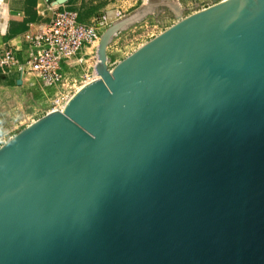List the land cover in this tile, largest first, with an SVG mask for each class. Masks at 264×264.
Masks as SVG:
<instances>
[{"label": "water", "instance_id": "1", "mask_svg": "<svg viewBox=\"0 0 264 264\" xmlns=\"http://www.w3.org/2000/svg\"><path fill=\"white\" fill-rule=\"evenodd\" d=\"M159 1L108 12L100 78L0 147V264H264V0L178 12L109 68Z\"/></svg>", "mask_w": 264, "mask_h": 264}, {"label": "rangeland", "instance_id": "2", "mask_svg": "<svg viewBox=\"0 0 264 264\" xmlns=\"http://www.w3.org/2000/svg\"><path fill=\"white\" fill-rule=\"evenodd\" d=\"M147 2L148 0H68L63 4L64 6L75 4L78 6L76 10L79 16L83 15L86 18L89 17L86 15L90 14L98 21L97 17L104 16L111 10L118 12L119 20L126 19ZM163 3H159L150 14L121 31L114 38L113 44L108 49L109 68L115 67L139 47L174 25L179 20L178 12L181 18H185L212 6L214 0H168L166 4ZM109 26L108 24L100 26V38ZM99 41L87 50L88 58L91 59L88 69L90 73L93 71V65L95 68L98 61ZM88 70L80 74L86 75ZM11 81L0 82V147L33 122L46 116L52 108L51 103L55 96V91L41 90L36 86L32 98L26 89L22 91L17 86L11 87Z\"/></svg>", "mask_w": 264, "mask_h": 264}, {"label": "built area", "instance_id": "3", "mask_svg": "<svg viewBox=\"0 0 264 264\" xmlns=\"http://www.w3.org/2000/svg\"><path fill=\"white\" fill-rule=\"evenodd\" d=\"M27 55L20 57L11 47L0 55L5 76L23 78L32 74L45 90H54L50 112H54L94 78L87 50L100 40V27L79 20L73 10L57 9L51 19L25 34ZM88 70L86 75L80 74ZM2 77H0L1 79Z\"/></svg>", "mask_w": 264, "mask_h": 264}, {"label": "crops", "instance_id": "4", "mask_svg": "<svg viewBox=\"0 0 264 264\" xmlns=\"http://www.w3.org/2000/svg\"><path fill=\"white\" fill-rule=\"evenodd\" d=\"M5 2L4 0L0 1V6L4 8L5 11L0 17V55L5 48L11 47L17 50L20 57L27 55L25 34L30 29L37 28L39 25L47 23L57 9H59V11L65 9L77 11L76 9H78V6L75 4L64 6V2L62 3L60 0H8L7 4H5ZM107 13L104 16L97 17L98 21L92 18L90 14H87L86 16L89 17L86 18L80 15L79 20L84 24L97 25L100 27L101 25L108 24ZM112 44L113 42L111 45ZM1 70L0 77L2 78L0 82L12 80L10 82L11 87L17 86L22 91L26 89L29 96L32 98H34V89L36 86L41 90H45L41 87L37 78L32 74H27L23 78H19L16 75L5 76L4 70ZM29 90H31V93H29Z\"/></svg>", "mask_w": 264, "mask_h": 264}, {"label": "bare ground", "instance_id": "5", "mask_svg": "<svg viewBox=\"0 0 264 264\" xmlns=\"http://www.w3.org/2000/svg\"><path fill=\"white\" fill-rule=\"evenodd\" d=\"M1 1V0H0ZM162 2H166V1H164V0H161V1H159V3L161 4ZM163 3V4H164ZM166 4V3H165ZM3 12H5L4 11V8H2L1 6H0V17L3 15ZM110 13H113V15L116 17V18H118L119 17V15H118V12H116L115 10H111V11H109ZM2 19V18H1ZM0 23H1V21H0ZM100 42H101V38H100V41H99V46H100ZM98 46V47H99ZM98 50H99V48H98ZM98 62H99V58H98V61H97V63H96V66H95V68H94V78L90 81V82H88L87 83V85L88 84H90V83H92V82H94V81H96V80H98L100 77H99V74H98V71H97V66H98ZM96 70V71H95ZM79 90H81V89H79Z\"/></svg>", "mask_w": 264, "mask_h": 264}]
</instances>
